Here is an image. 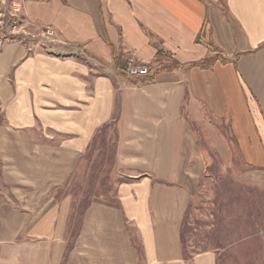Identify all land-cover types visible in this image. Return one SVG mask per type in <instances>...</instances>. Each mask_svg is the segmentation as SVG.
Masks as SVG:
<instances>
[{
    "label": "crops",
    "instance_id": "obj_1",
    "mask_svg": "<svg viewBox=\"0 0 264 264\" xmlns=\"http://www.w3.org/2000/svg\"><path fill=\"white\" fill-rule=\"evenodd\" d=\"M15 1L94 60L0 38V264H264V0ZM126 51L151 74L129 76ZM111 136L115 195L77 218L66 190ZM199 137L239 158L249 198L187 259L210 166Z\"/></svg>",
    "mask_w": 264,
    "mask_h": 264
},
{
    "label": "rangeland",
    "instance_id": "obj_2",
    "mask_svg": "<svg viewBox=\"0 0 264 264\" xmlns=\"http://www.w3.org/2000/svg\"><path fill=\"white\" fill-rule=\"evenodd\" d=\"M13 1L14 0H0V8L2 11L5 12ZM4 19L6 29L20 31L19 28H12L13 24L11 22V18L8 15H6ZM206 26L207 23H204V30L207 28ZM15 37L16 35H14V39ZM22 37L23 36L21 35V38ZM0 38H5L4 32H0ZM29 40L33 41L34 39H29V37H27L26 42ZM65 41L68 44H71L67 40ZM199 138L202 150L207 151L208 153L210 166L209 175L202 179L200 191L192 201L186 219L189 228L193 227L192 223H194L197 228L193 233H191L190 230L187 234L190 250H194V248H192V243H195L198 239L200 244L202 243V246L213 242V227L210 226V224L212 222L216 223L217 227L222 233L223 225L221 221L226 219L227 216L230 219H238L241 210L244 211L246 208L244 204H247L240 200L244 197L249 198L248 194H244L241 188L232 182V176L235 169H237L236 167H238L237 162L233 163V161L239 160V158L233 157L231 162L227 165L218 156V146L217 143L212 140V137ZM114 144L115 142H113V137L111 136L104 146L103 144L95 145L96 147L92 148L90 155L84 163L82 173L79 174L80 180H74L66 190V192L73 194L74 201L76 202L77 218H80L79 214L81 210H83L84 207H86V205L90 202L92 195L105 191V189L107 190L106 194H110L111 196L115 195V189L117 185L116 180L118 177L120 180L121 177L118 176L116 169L112 178L110 177V174H108L112 169H114L115 166L113 153ZM235 145L236 144L231 139L230 146L232 152L237 151V147ZM234 164L236 166H234ZM107 180L108 183L106 187L105 183ZM0 190H2L1 186ZM84 195L85 197L82 198ZM2 200H4V198H2L0 194V201ZM78 202H80L79 206L81 205L79 212L77 205Z\"/></svg>",
    "mask_w": 264,
    "mask_h": 264
},
{
    "label": "built area",
    "instance_id": "obj_3",
    "mask_svg": "<svg viewBox=\"0 0 264 264\" xmlns=\"http://www.w3.org/2000/svg\"><path fill=\"white\" fill-rule=\"evenodd\" d=\"M6 15L11 18L12 28H19L20 31H12L5 28L4 17ZM30 25L31 23L24 17L21 6L17 5L15 0L5 12L0 9V32L5 33L4 41H10L14 39V35L19 37L17 34H21L24 42H26L27 37L34 39L33 41H27L30 49L45 48L59 57H81L86 62L93 61V58L84 47L68 44L54 27L35 25L36 28L31 29ZM125 54L127 57L125 71L129 76L138 77L149 76L151 74L152 69L149 62L139 59L132 51H126Z\"/></svg>",
    "mask_w": 264,
    "mask_h": 264
},
{
    "label": "trees",
    "instance_id": "obj_4",
    "mask_svg": "<svg viewBox=\"0 0 264 264\" xmlns=\"http://www.w3.org/2000/svg\"><path fill=\"white\" fill-rule=\"evenodd\" d=\"M89 206V203L86 205V207H84L83 210H81L79 216L80 218L84 216L85 210L86 208ZM187 219V217H186ZM184 220V224H183V228H182V242L184 245V252H185V256L187 259L190 258V249H189V245H188V238H187V234L190 231V228L187 225V220ZM213 227L215 228V226L217 225L216 223H212ZM213 232H215V230H213ZM214 236H217V234L214 233Z\"/></svg>",
    "mask_w": 264,
    "mask_h": 264
}]
</instances>
